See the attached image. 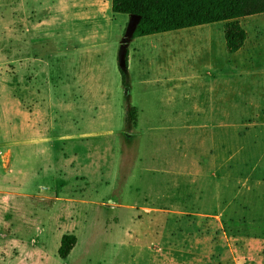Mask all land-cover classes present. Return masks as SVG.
<instances>
[{"label":"rangeland","instance_id":"1","mask_svg":"<svg viewBox=\"0 0 264 264\" xmlns=\"http://www.w3.org/2000/svg\"><path fill=\"white\" fill-rule=\"evenodd\" d=\"M110 3L0 0V264L264 262V14L230 54Z\"/></svg>","mask_w":264,"mask_h":264},{"label":"trees","instance_id":"2","mask_svg":"<svg viewBox=\"0 0 264 264\" xmlns=\"http://www.w3.org/2000/svg\"><path fill=\"white\" fill-rule=\"evenodd\" d=\"M110 9L113 14L138 19L130 39L224 23L225 48L234 54L246 41V32L238 20L264 14V0H111ZM118 71L121 85L127 89V52ZM136 118L135 108L127 107L125 125L135 126ZM75 244V236H62L58 257L66 259Z\"/></svg>","mask_w":264,"mask_h":264},{"label":"crops","instance_id":"3","mask_svg":"<svg viewBox=\"0 0 264 264\" xmlns=\"http://www.w3.org/2000/svg\"><path fill=\"white\" fill-rule=\"evenodd\" d=\"M128 18H131V21H132V17H130V16H128ZM211 25H213V24H211ZM211 25H209V27L208 28H212V26ZM206 26H208V25H206ZM164 34H167V35H164ZM183 35H185V36H188V35H195V32L193 31V29L192 28H188V29H184V30H178V31H173V32H167V33H163L162 34V36H168V37H175L176 36V38L179 36H183ZM196 36V35H195ZM223 37H224V35H223ZM208 38H209V43L211 44V46L213 45V41L211 40L212 39V37L211 36H208ZM224 45H225V40H224ZM190 76H194V75H190ZM184 79H186L187 78V76L186 77H183ZM194 78H192V79H190V80H193ZM255 264H264V262H262V260L261 259H258L256 262H255Z\"/></svg>","mask_w":264,"mask_h":264},{"label":"water","instance_id":"4","mask_svg":"<svg viewBox=\"0 0 264 264\" xmlns=\"http://www.w3.org/2000/svg\"><path fill=\"white\" fill-rule=\"evenodd\" d=\"M137 20H138L137 18H132V21H131L132 24L130 26V35H131V33H132V31H133V29L135 27V24H136ZM125 48H126V44L124 43V44L121 45L120 50L123 51ZM121 55H124V53L121 52Z\"/></svg>","mask_w":264,"mask_h":264}]
</instances>
